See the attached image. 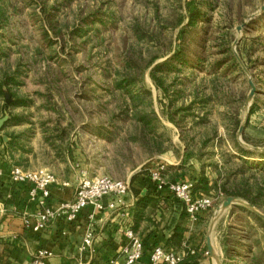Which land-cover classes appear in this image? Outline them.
I'll return each instance as SVG.
<instances>
[{
    "label": "rangeland",
    "instance_id": "rangeland-1",
    "mask_svg": "<svg viewBox=\"0 0 264 264\" xmlns=\"http://www.w3.org/2000/svg\"><path fill=\"white\" fill-rule=\"evenodd\" d=\"M263 6L264 0H3L0 85L13 94L14 105L0 112L1 118L10 113L1 139L7 135L6 143L12 141L10 149L20 155L17 165L33 169L37 159L23 153L32 151L40 132L47 149L39 161L78 181L96 175L149 177L166 165L161 157L184 154L211 179L221 173L223 183L229 176V188L248 178L253 185L264 177L255 166L262 160L244 163L233 139L264 147ZM195 8L201 16L187 33L188 51L202 59L167 77L168 98L156 88L150 68L141 76L142 68L154 56L158 63L172 55ZM236 39L238 53L243 41L240 57L256 86L249 108L251 85L242 66L226 73L216 67L227 44L234 53ZM169 100L171 110L179 109L178 124L163 113ZM236 117L250 142L243 134L239 138V129L231 134ZM61 129L67 132L64 142ZM9 133L16 137L10 140ZM236 170L244 173L232 175ZM213 198L217 203L224 197Z\"/></svg>",
    "mask_w": 264,
    "mask_h": 264
},
{
    "label": "crops",
    "instance_id": "crops-1",
    "mask_svg": "<svg viewBox=\"0 0 264 264\" xmlns=\"http://www.w3.org/2000/svg\"><path fill=\"white\" fill-rule=\"evenodd\" d=\"M3 105L4 101H0V112L4 108ZM21 126L10 124L8 127L20 128ZM9 135H11L10 140L16 137L12 133ZM1 137L0 132V263L31 264L34 254L39 249H46L52 253L47 259V264H108L111 258L120 256L121 245L125 240L123 233L125 218L119 210L105 209L97 213L93 222L94 244L85 252L79 250V245L89 226V213L92 208L82 211L74 222L65 219L52 220L48 227L40 232H34L26 227V220H29L31 224L36 223L38 213L43 210V206L37 200L30 198L27 188L12 183L8 170L10 166L17 165L20 155L13 153L5 141L2 142ZM46 149L42 134L38 132L32 141V151L23 153V158H29L31 161L37 159L38 163L32 164L33 169L42 166L48 168L47 164L39 161V157L46 153ZM48 156L53 158V152L50 155L48 153ZM184 156L182 154L174 158L169 154L161 157L166 160L163 171L165 179L189 180L193 183L198 181L202 176L201 169L197 171L195 166L190 165V160L184 164ZM55 174L59 181L51 187L48 205L52 207L71 200L78 184V180L71 179L65 174ZM66 181L69 182V186L63 185ZM148 187L141 188L142 196L151 197V203L144 209L139 206L140 196L132 188L125 197L128 205L131 206L130 221L134 230L142 237L147 252L151 251L148 248L157 244H167L178 224L185 227L182 252L195 251L196 248L205 249V247L208 251L207 236L210 226L219 204L227 197L221 198L217 203L214 202L213 208L202 211L197 221H193L190 216L182 218L184 206L168 189H157L158 192H154L152 188L156 185L151 180ZM238 206L243 205H232L221 215L212 235L215 252L222 264H245L243 255L247 253V250L244 245L249 244L250 241L244 237V233L248 231V223L255 224V222L250 215L239 210ZM142 211L143 214H140ZM260 232L262 230L259 234ZM234 239L237 242L232 244ZM224 242L226 247L230 246L234 249L233 255H225ZM253 249L256 250V248ZM201 264H217V261L209 253L205 254Z\"/></svg>",
    "mask_w": 264,
    "mask_h": 264
},
{
    "label": "built area",
    "instance_id": "built-area-1",
    "mask_svg": "<svg viewBox=\"0 0 264 264\" xmlns=\"http://www.w3.org/2000/svg\"><path fill=\"white\" fill-rule=\"evenodd\" d=\"M165 165L150 172V180L158 190L168 189L179 201L183 203L190 218L197 221L202 211L209 210L214 206V198L211 196H198L194 193L192 181H169L165 179L163 171ZM9 175L15 183H27L30 185L29 196L37 200L43 210L38 213L36 223L31 224L26 220V227L34 232H40L48 227L52 220L65 219L74 222L82 211L92 208L89 213V226L86 230L79 250L85 252L93 247L95 231L93 222L98 212L105 209L119 210L125 218L123 233L124 243L121 245L120 256L111 258L108 264H177L187 252H177L164 244L153 246L147 252L142 237L134 230L130 221L132 217L131 206L126 201V195L131 190V181L115 179L108 175L83 176L79 179L71 200L63 201L56 207L48 205L51 197V187L58 183L57 175L45 167L25 168L20 165H12ZM69 186V182H64ZM194 253V250H190ZM147 255V258L145 256ZM209 254V251H205ZM52 253L46 249H39L33 256L31 264H47V259ZM0 264H6L1 262Z\"/></svg>",
    "mask_w": 264,
    "mask_h": 264
},
{
    "label": "trees",
    "instance_id": "trees-1",
    "mask_svg": "<svg viewBox=\"0 0 264 264\" xmlns=\"http://www.w3.org/2000/svg\"><path fill=\"white\" fill-rule=\"evenodd\" d=\"M2 3L3 0H0ZM4 10H2V15H4ZM200 10L198 8H195L194 10L191 11L188 23L182 27V34H181V39L180 43L177 48L173 50V53L171 56L167 57L165 60L158 62V59L160 58L158 55L152 57L149 62H147L146 66L142 68V74L150 68V77L153 80L156 88L163 93L165 97L169 98V85L166 82V79L168 76H170L172 73H179L182 70H184L185 67L188 66H196L197 61L201 60L202 58L200 57V54L196 56V58L191 57L190 52L188 51V35L187 33L190 32L192 28H195L197 24L200 21ZM183 20H181V23ZM243 43V41H242ZM241 43V44H242ZM241 44L238 47L239 54L242 58H244V53L242 52L241 49ZM227 48L223 49L221 52L224 54V56L221 59H218L216 61V67L220 68L223 73H226L227 71H242L240 64L233 53L232 49L230 47L225 46ZM8 82L4 83L7 84ZM127 83V81H126ZM130 84V83H129ZM125 84L121 85L124 86ZM0 96L5 97L6 90L4 89V86L1 84L0 85ZM13 95V94H12ZM173 104L172 100H169V103L165 104L163 108V113L165 117L170 120L171 122L178 124V120L175 118L176 112L179 110L177 109L176 111L171 110V106ZM14 105V103H11L7 105L4 103V108L7 106L8 108ZM190 108V107H189ZM188 109V108H187ZM185 109V110H187ZM180 110H184L183 108H180ZM253 112V109L251 110V113ZM144 124L149 126L151 124L150 121H147L146 118L141 117V119ZM242 119L239 117L233 118L232 119V129H231V134L234 137V134L236 135V132L240 128ZM249 122V121H248ZM247 122V123H248ZM67 132L66 129H61V133L58 135L60 140L63 142L67 138ZM103 137H108L106 134H101ZM109 138V137H108ZM243 138L245 141L250 142L249 139L246 137V133H243ZM235 147L238 149L240 153H238L239 157L242 159L244 163H251V161H248V159L252 158H260L262 161L261 163H255V166L258 167L260 170L264 172V152H257L253 150L246 149L243 147L239 141L236 139H233ZM2 142L4 140L2 139ZM6 143V142H5ZM8 147L12 145V141L6 143ZM59 149L64 148L62 145H59ZM68 153L71 156V158H74L73 156V150L70 149V144L69 147H67ZM58 156L61 157V153H58ZM189 155L184 156L183 163L186 164L189 159ZM18 164V163H17ZM9 172V170H8ZM244 173L241 170H236L234 174L232 175H238ZM244 176V175H242ZM149 177L144 176L143 174H136L133 175L131 178V188L135 190L136 194L140 196V201H139V206H141L143 209L146 208L149 203H151V197L148 195H141V188L142 187H148L149 184ZM223 179V176L221 173H218L217 177L210 178L206 176V174L202 173V176L198 179L196 183H194V193L198 196H211L213 197L214 195L216 196H223V197H236V198H241L253 205H255L258 208H263L264 206V177L261 180H258L255 178V182L253 185H251L249 182V178L245 179L243 182L240 183V185H236L233 188L227 187L229 176L225 179V182L221 183ZM12 181V180H11ZM15 185H21L24 188L30 189V185L27 183H15L12 181ZM151 189V187H148ZM154 192H158L157 187L152 188ZM181 202V201H180ZM182 203V202H181ZM183 205V203H182ZM184 206V205H183ZM239 210L247 213L250 215L255 224L248 223V231L244 233V237L247 238L248 241H250L249 244H245V249L247 250L246 254L243 255L244 262L245 264H264V219L253 213L250 209H248L245 206H238ZM143 214V211L140 213ZM189 217V213L187 212L185 206H184V211L182 212V218ZM185 227H183L181 224H178L175 227L174 233L172 236L169 238V242L167 244H164L166 247H171L177 252H182V243H183V233H184ZM262 230V232L259 231ZM239 234V233H237ZM231 241V240H230ZM237 242L235 239L233 240V243ZM146 247V246H145ZM153 247L148 248V250H151ZM253 248H256L254 250ZM147 250V248H146ZM233 248L226 247L225 242H224V252L225 255L230 256L233 255ZM254 250V251H253ZM205 251H207V248L205 249H199L196 248L194 253H191L190 250L187 251V254L182 258L181 261H179L177 264H201L202 260L205 257ZM225 264V263H224Z\"/></svg>",
    "mask_w": 264,
    "mask_h": 264
},
{
    "label": "water",
    "instance_id": "water-1",
    "mask_svg": "<svg viewBox=\"0 0 264 264\" xmlns=\"http://www.w3.org/2000/svg\"><path fill=\"white\" fill-rule=\"evenodd\" d=\"M262 10H264V6L262 7ZM253 16V15H252ZM251 18V17H250ZM243 26H240L239 27V30L242 29ZM238 39H236L234 41V53H235V56L238 60V62L240 63V65L242 66L243 70L246 72V74L249 76V83L251 85V91L248 95V98H247V101H246V107L249 108L250 107V104H251V101L255 95V92H256V86H255V83L254 81L252 80V78L250 77L249 75V70L248 68L246 67V65L244 64L242 58L240 57L239 53L236 51V47H237V44H238ZM5 98H6V103L7 105L11 104L12 100H13V97H12V94L10 92H6L5 93ZM10 118V113H8L6 111V114L3 118L0 119V129L3 127V125L5 124V122ZM243 130H244V123L240 126L239 128V131H238V136L239 138H242V134H243ZM4 138V141L7 142L9 140V137L7 135H4L3 136ZM241 144L244 145L246 148L250 149V150H253V151H257V152H264V147L261 148V147H258V146H251L247 143H245L244 141H241ZM236 204H240V205H243L247 208H249L253 213L255 214H258L260 215L261 217L264 218V213L258 208L256 207L255 205L245 201V200H242V199H238V198H235V197H232V196H229L227 197L217 208V211L214 215V218H213V221H212V224L210 226V230H209V235L207 236V245H208V251L209 253L214 257V259L217 261V264H222L221 260L218 258L216 252H215V249H214V245H213V241H212V235H213V232H214V228H215V225H216V222L218 221V219L221 217V215L232 205H236Z\"/></svg>",
    "mask_w": 264,
    "mask_h": 264
}]
</instances>
